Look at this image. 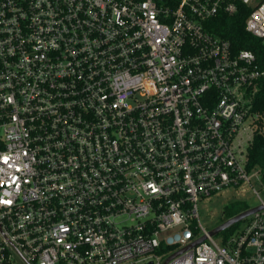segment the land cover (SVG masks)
Returning <instances> with one entry per match:
<instances>
[{"label":"built area","instance_id":"obj_1","mask_svg":"<svg viewBox=\"0 0 264 264\" xmlns=\"http://www.w3.org/2000/svg\"><path fill=\"white\" fill-rule=\"evenodd\" d=\"M245 7L264 44V0H0V264H264V207L198 222L264 205V68L208 28Z\"/></svg>","mask_w":264,"mask_h":264},{"label":"trees","instance_id":"obj_2","mask_svg":"<svg viewBox=\"0 0 264 264\" xmlns=\"http://www.w3.org/2000/svg\"><path fill=\"white\" fill-rule=\"evenodd\" d=\"M249 14L250 9L246 7L240 8V11L234 16L221 14L208 24V28L214 34L229 39L234 51L241 49L254 51L261 67L264 68V44L260 38L249 33L245 27ZM259 85V91L254 100V109L264 115V78L260 81ZM249 164L251 167L258 166L261 168L264 181V134H255L249 150ZM249 208L250 206L245 201H236L226 205L225 214L228 216L227 218H230ZM248 219L242 220L225 229V235L228 236L234 233Z\"/></svg>","mask_w":264,"mask_h":264},{"label":"rangeland","instance_id":"obj_3","mask_svg":"<svg viewBox=\"0 0 264 264\" xmlns=\"http://www.w3.org/2000/svg\"><path fill=\"white\" fill-rule=\"evenodd\" d=\"M261 196L264 198V190L259 186ZM236 201H245L250 207H254L260 204V200L254 191L250 188L243 192L237 191L234 188L225 190L218 195H214L211 198L202 199L198 202L199 209V223H201L208 230L213 229L223 221L228 219L225 214V207L228 203ZM246 222V221H245ZM242 225H244V223ZM217 238L225 237L224 230L215 235Z\"/></svg>","mask_w":264,"mask_h":264},{"label":"water","instance_id":"obj_4","mask_svg":"<svg viewBox=\"0 0 264 264\" xmlns=\"http://www.w3.org/2000/svg\"><path fill=\"white\" fill-rule=\"evenodd\" d=\"M264 205L261 204V205H257V206H254V207H250L249 209L247 210H244L232 217H230L229 219H227L226 221H224L223 223L217 225L216 227H214L213 229L210 230V235H217L219 232L231 227L232 225L238 223V222H241L242 220H245L247 218H249L250 216H252L254 213H256L257 211H260L261 209H263ZM206 238V236H203L201 238H199L197 241H195L193 244L183 248L182 250H180L178 253L188 249L189 247H191L192 245H195L197 243H200L202 241H204ZM176 255V254H174ZM151 264V263H149Z\"/></svg>","mask_w":264,"mask_h":264},{"label":"flooded vegetation","instance_id":"obj_5","mask_svg":"<svg viewBox=\"0 0 264 264\" xmlns=\"http://www.w3.org/2000/svg\"><path fill=\"white\" fill-rule=\"evenodd\" d=\"M228 219H229V218H228ZM226 220H227V219H226ZM226 220H225V221H226ZM223 222H224V221H223ZM223 222H222V223H223Z\"/></svg>","mask_w":264,"mask_h":264}]
</instances>
